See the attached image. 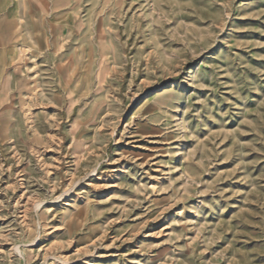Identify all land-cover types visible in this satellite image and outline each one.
Listing matches in <instances>:
<instances>
[{
	"label": "rangeland",
	"instance_id": "obj_1",
	"mask_svg": "<svg viewBox=\"0 0 264 264\" xmlns=\"http://www.w3.org/2000/svg\"><path fill=\"white\" fill-rule=\"evenodd\" d=\"M60 2L0 49V264H264V0Z\"/></svg>",
	"mask_w": 264,
	"mask_h": 264
},
{
	"label": "crops",
	"instance_id": "obj_2",
	"mask_svg": "<svg viewBox=\"0 0 264 264\" xmlns=\"http://www.w3.org/2000/svg\"><path fill=\"white\" fill-rule=\"evenodd\" d=\"M13 0H0V49H13V46L22 45V35H26L25 41H28V36L41 38L45 36H57L60 29L59 23L64 19L60 0H23V3L28 5L27 19L31 20V26L22 32L19 24L13 22L18 16L10 14L9 8H4L1 5L11 3ZM6 27V28H5ZM30 44H27L26 48ZM33 49H34V44ZM53 46V45H51ZM36 50L44 51L45 47L36 48Z\"/></svg>",
	"mask_w": 264,
	"mask_h": 264
},
{
	"label": "bare ground",
	"instance_id": "obj_3",
	"mask_svg": "<svg viewBox=\"0 0 264 264\" xmlns=\"http://www.w3.org/2000/svg\"><path fill=\"white\" fill-rule=\"evenodd\" d=\"M6 28V27H5ZM8 88V87H7Z\"/></svg>",
	"mask_w": 264,
	"mask_h": 264
}]
</instances>
